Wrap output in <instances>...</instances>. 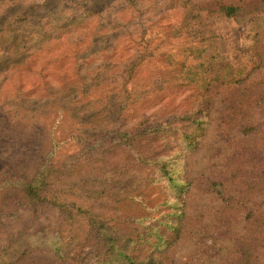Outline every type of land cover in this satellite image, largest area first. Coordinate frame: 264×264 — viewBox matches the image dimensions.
<instances>
[{
  "label": "rangeland",
  "instance_id": "1",
  "mask_svg": "<svg viewBox=\"0 0 264 264\" xmlns=\"http://www.w3.org/2000/svg\"><path fill=\"white\" fill-rule=\"evenodd\" d=\"M164 233L157 264H264V0H0V264Z\"/></svg>",
  "mask_w": 264,
  "mask_h": 264
},
{
  "label": "trees",
  "instance_id": "2",
  "mask_svg": "<svg viewBox=\"0 0 264 264\" xmlns=\"http://www.w3.org/2000/svg\"><path fill=\"white\" fill-rule=\"evenodd\" d=\"M219 10L224 12V14L227 17H230L233 14H235V8L231 7V6H221L219 8ZM192 125L194 126V133L202 132V127H201L202 124L201 123L192 122ZM196 137L197 136H195V138ZM184 138L186 139V137H184ZM195 138H194V140H195ZM186 140H187V143L189 144L188 147L192 148L195 146L196 143L194 142L193 139L190 140L188 138ZM128 143L129 142H127V144ZM158 165H159L160 177L162 176V178L168 182V187H170L172 190H174L177 197H179L186 190V185H181L180 183H178V181L175 178L172 177L171 171H169L170 169H169V166L166 162L162 161L161 163H157V166ZM27 191L30 194H34V195L37 194L36 190L33 189L32 187H27ZM179 210H181L180 207L174 208L175 212H173L172 215L176 216L177 218L172 220V221H168V223H165L164 228L166 231H168V230H171V231L174 230L175 231L179 227L178 223L180 221V217H178V214H177ZM164 236H165V233L156 236L157 243L155 245H153V251L151 253H149L148 256H146L144 259H139V258L134 257L131 254L129 255L127 253L120 252L115 247V250L113 251L114 252L113 256L115 257V263L116 264H157V261L153 256V252L160 251L162 249V247L164 248L166 246L165 242H167V241L166 240H165V242L163 241L165 238ZM142 241H144L143 238H142ZM109 245L110 246H109L108 250L112 251L114 249L113 248V241H110Z\"/></svg>",
  "mask_w": 264,
  "mask_h": 264
}]
</instances>
